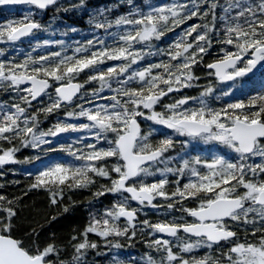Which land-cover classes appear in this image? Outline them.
<instances>
[{
	"label": "snow or ice",
	"instance_id": "obj_1",
	"mask_svg": "<svg viewBox=\"0 0 264 264\" xmlns=\"http://www.w3.org/2000/svg\"><path fill=\"white\" fill-rule=\"evenodd\" d=\"M120 3L128 10L115 17L119 5L89 10L92 38L71 55L63 40L37 41L23 59L0 48V177L4 165L21 163V148L71 158L26 172L19 195L0 192V264H83L101 248L89 234L108 251L139 240L140 264H264V0ZM15 4L34 11L0 24V42L47 33L61 11L87 7L0 0ZM50 7L47 23L35 19ZM69 31L78 29L61 34ZM49 45L60 50L34 54ZM34 190L63 212L66 191L111 199L61 240L44 234L56 215L23 214ZM109 264L136 261L114 254Z\"/></svg>",
	"mask_w": 264,
	"mask_h": 264
},
{
	"label": "trees",
	"instance_id": "obj_2",
	"mask_svg": "<svg viewBox=\"0 0 264 264\" xmlns=\"http://www.w3.org/2000/svg\"><path fill=\"white\" fill-rule=\"evenodd\" d=\"M226 5V0H220ZM136 3L142 4L143 0H135ZM87 7L83 11H78L81 17H88L89 10L108 8L112 5H119L125 8V10H117L115 7L112 8L113 14L125 12L128 10V5L125 3H120V0H86ZM127 9V10H126ZM76 11V10H73ZM219 13V12H218ZM195 21V18L193 19ZM192 22V21H190ZM149 59V58H148ZM146 62V61H145ZM24 157H28L23 148L16 153L17 160L21 161L20 167L14 168L12 166L5 170V175L0 177V183H4L5 187L0 189V192L6 193L9 196L19 195L21 190L30 182L29 179L26 181L25 168L23 167L26 162H24ZM14 170V171H10ZM11 181H19V184L10 183ZM71 197V203L69 201ZM23 204L29 206L25 209L24 215H31L34 211H40L41 213L48 212L50 214L56 215V220L50 225H46L44 229V234L47 235L50 232H55L57 237L61 240L67 239L70 233L79 232V229L89 222V214L94 210L101 208L102 205H107L105 198L101 197L100 202H94L91 199V193L88 190L82 191H66L64 194L63 204L69 205V211L63 212L61 210V204L55 206H49L48 195L45 192L44 196L35 193V191L30 192L26 197L23 198ZM158 217L156 214L149 215L150 220L154 221ZM161 219L163 217H160ZM144 246L139 240L135 242L134 246H130L132 250L138 251V248ZM100 251V250H97ZM147 251V249H145ZM102 252V251H101ZM202 254V252L200 253ZM106 257L103 252L101 255L92 253L91 255H86V259L83 264H109L106 262Z\"/></svg>",
	"mask_w": 264,
	"mask_h": 264
}]
</instances>
